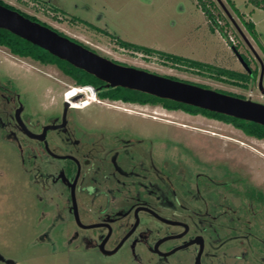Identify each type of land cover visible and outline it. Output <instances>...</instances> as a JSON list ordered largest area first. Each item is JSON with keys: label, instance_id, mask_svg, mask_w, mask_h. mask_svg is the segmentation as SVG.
Segmentation results:
<instances>
[{"label": "rangeland", "instance_id": "374dc122", "mask_svg": "<svg viewBox=\"0 0 264 264\" xmlns=\"http://www.w3.org/2000/svg\"><path fill=\"white\" fill-rule=\"evenodd\" d=\"M0 1L110 61L264 105V10L255 8L250 0ZM200 2L206 4L221 30L206 19ZM72 19L82 20L107 35ZM249 21L254 25L255 37L243 25ZM112 37L190 61L246 73L234 54L236 49L257 76L252 82L217 80L156 55L145 56L124 49ZM259 78L263 92L258 88ZM8 80H13V86L19 88L23 102L33 96L39 98L40 109L30 106L31 122L38 127L49 122L46 112L54 113L59 108L62 93L68 86H76L54 66L15 57L0 47V83ZM49 84L51 91L45 88ZM80 93L85 94L84 98L73 104L78 109L73 113L84 128L117 130L128 126L139 130L142 136H156L157 147L161 148L167 139L168 152L163 155L168 156V164L180 166L182 171L187 166L192 168L193 175L230 176L226 178L231 180L229 186L224 187L222 179L214 184L209 181L193 198L178 194L180 185L168 184V189L178 194V201L171 203L187 208L195 215L190 217L195 224L208 219L218 228L213 245H220V250L214 264H264V198L258 201L254 192L251 197L238 195L252 189L264 196V140L249 138L231 125L199 115L189 116L179 110L166 111L159 105L107 101L96 104L99 100L94 96L73 87L66 97ZM54 105L57 106L53 108ZM16 143L0 136V264H137L125 247L113 256L104 257L81 246L79 240L71 242L65 195L47 185V180L42 181L35 171L38 167L46 168V172L54 171L55 163L41 155L33 143L20 141L23 153L14 147ZM33 155L34 166L23 167L22 159ZM230 189L237 193H231ZM209 192H214L216 199ZM138 252L143 258V252ZM185 257V252H179L169 258L168 264L185 262ZM151 264L162 263L152 260Z\"/></svg>", "mask_w": 264, "mask_h": 264}, {"label": "flooded vegetation", "instance_id": "af4514ba", "mask_svg": "<svg viewBox=\"0 0 264 264\" xmlns=\"http://www.w3.org/2000/svg\"><path fill=\"white\" fill-rule=\"evenodd\" d=\"M246 61L248 70L245 71L250 74V63ZM13 82L0 83V136L17 142L14 147L19 153L24 152L20 141L33 143L41 155L55 163L54 171L46 172V168L40 167L35 171L42 181L47 180V185L49 183L65 195L71 242L79 240L81 246L104 257L113 256L125 247L137 264H151L152 260L168 264L169 258L179 252L186 253L185 262L173 264H214L218 260L220 245H213L218 228L208 219L195 224L190 221V217L195 215L181 205L175 207L171 200L177 202L179 193L185 198H193L209 181L214 184V181L222 179L224 187L229 186L231 180L226 178L230 176L193 175L192 168L187 166L182 171V167L168 164V156L163 155L168 152L167 139L160 148L154 143L156 136H142L139 130L128 126L117 130L108 127L84 128L73 113L78 110L73 107L78 102L73 99L77 95L66 97L74 86L69 85L62 93L61 103L54 113L52 110L51 113L46 112L49 122L38 127L31 122L33 114L30 106L40 109L39 98L33 96V99L23 102L21 92L13 86ZM45 88L51 91L50 84ZM91 88L99 100L96 104L107 101L156 106L99 99L100 91L112 89L105 88L103 82ZM80 94L83 99L85 94ZM47 126L55 129L47 130L42 140L28 135L41 136ZM50 133L54 136L50 137ZM35 159V155L22 159L23 167L34 166ZM168 184L180 185L178 194L174 189L169 190ZM229 191L237 193L236 190ZM214 194L209 192L210 196L215 197ZM247 194L246 190L238 195ZM114 250L115 253L109 255ZM138 250L143 252V258Z\"/></svg>", "mask_w": 264, "mask_h": 264}, {"label": "water", "instance_id": "95a60500", "mask_svg": "<svg viewBox=\"0 0 264 264\" xmlns=\"http://www.w3.org/2000/svg\"><path fill=\"white\" fill-rule=\"evenodd\" d=\"M0 30H6L57 59L67 62L74 68L93 76L103 82L105 88L137 91L162 100L252 122L264 127V105L262 104L110 61L69 38L59 35L56 31L1 5ZM233 51L241 66L247 71V65L241 56L235 50ZM258 88L263 92L260 78ZM53 129L55 127L47 126L41 136H34L30 133L28 135L42 140L46 131ZM168 223L177 225L173 222ZM174 252L175 250L171 253ZM113 253L115 250L109 252V255Z\"/></svg>", "mask_w": 264, "mask_h": 264}, {"label": "trees", "instance_id": "16d2710c", "mask_svg": "<svg viewBox=\"0 0 264 264\" xmlns=\"http://www.w3.org/2000/svg\"><path fill=\"white\" fill-rule=\"evenodd\" d=\"M250 2L253 4V6L255 8L264 10V0H250ZM0 5L8 8V9L15 10L12 7L2 3L1 1H0ZM210 5H212V4H210ZM200 8H201L204 16L206 17V19L213 26H215L221 30V27H219L217 22H216L215 16L212 14V12H210L207 9V6L204 2H200ZM15 11H17V10H15ZM17 12L22 14L24 17L30 19L31 21L38 22L36 19H34L28 15H25L19 11H17ZM72 20L74 22H78V23H80V24H82V25H84V26H86L92 30H96L98 32L106 34V32L93 27L90 24H87L86 22H84L82 20H78V19H72ZM38 23L50 28L49 26H47L41 22H38ZM243 25H244L246 31L252 37H255V30H254L253 23L250 21L249 22H243ZM50 29H52V28H50ZM52 30H54V29H52ZM57 33L61 36L69 38L60 32H57ZM112 38H114V37H112ZM69 39L75 43L80 44L84 48L88 49L86 46L82 45L78 41L71 39V38H69ZM114 41L117 45H119L120 47H122L124 49H128V50H131L134 52H138V53H141L145 56L156 55V56L161 57L162 59H164L166 61H171L172 63H174L176 65L185 66V67H188L191 69H195L201 73L208 74L209 76H211L217 80L225 79V80H228L230 82H236V83L249 82V81L252 82V81H255L256 76H257L256 70L251 71L250 74L247 72L246 73L234 72V71H230V70H226V69H222V68H217V67L209 65V64L190 61L187 59H183L181 57L169 55V54H166L164 52L156 51V50H153L150 48H145V47L133 45V44L121 41L117 38H114ZM0 47L6 48L8 50V52L15 57L28 58V59H31L35 62L42 64V65L55 66L56 68H58L59 71H61L62 74L69 77L70 79H72L74 84H76L78 86L88 85V86L96 87L97 85L101 84V82L99 80H97L96 78H94L93 76H91V75H89V74H87V73H85V72H83L77 68H74L73 66L69 65L67 62H64L62 60L57 59L56 57L50 55L48 52H46V51L28 43V42L20 39L19 37L9 33L6 30H0ZM241 58L245 62V64L248 66V62L244 59V57L241 56ZM168 78L176 80V79L171 78V77H168ZM197 86L205 88V89H209L206 86H201V85H197ZM219 93H223V94H227V95L236 97L235 95H232L229 93H224V92H219ZM98 98L99 99H109L112 101H119L120 100L123 102L137 103L140 105H145V104L159 105L166 111H177V110H179V111H182L183 113L190 115V116H198L199 115V116H202L205 118L215 119V120L222 122L224 124L231 125L234 129L239 130L241 133H243L245 136H247L249 138H254L256 140H264V127L263 126L257 125V124L252 123V122L238 120V119H234V118L227 117L224 115L208 112L206 110H202L199 108L175 103L172 101L162 100V99H159V98H156V97H153L150 95H146V94H143V93H140L137 91H132V90L123 89V88H112V89H108L106 91H100V93H98ZM238 98H242V97H238ZM247 191L249 192L248 193L249 195L252 192H254L256 194L255 198L258 201H261V199L264 198V196L260 192H255L252 189L251 190L247 189ZM254 193L251 195H254ZM251 195L249 197H251Z\"/></svg>", "mask_w": 264, "mask_h": 264}, {"label": "built area", "instance_id": "2783aa9c", "mask_svg": "<svg viewBox=\"0 0 264 264\" xmlns=\"http://www.w3.org/2000/svg\"><path fill=\"white\" fill-rule=\"evenodd\" d=\"M73 89L84 90V91H87L88 93H92L94 98L96 99L95 94H94L91 86H88V85H86V86H74Z\"/></svg>", "mask_w": 264, "mask_h": 264}, {"label": "bare ground", "instance_id": "6f19581e", "mask_svg": "<svg viewBox=\"0 0 264 264\" xmlns=\"http://www.w3.org/2000/svg\"><path fill=\"white\" fill-rule=\"evenodd\" d=\"M81 98H82V95L79 94V95L75 96L73 99H76V101H78V100H80Z\"/></svg>", "mask_w": 264, "mask_h": 264}]
</instances>
